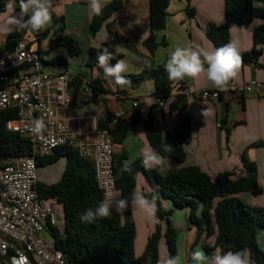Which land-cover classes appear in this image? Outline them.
<instances>
[{"label": "trees", "instance_id": "16d2710c", "mask_svg": "<svg viewBox=\"0 0 264 264\" xmlns=\"http://www.w3.org/2000/svg\"><path fill=\"white\" fill-rule=\"evenodd\" d=\"M10 2L17 12L20 11L19 0H0V14L7 10ZM254 2L255 0H226L227 23L220 26L209 22L203 29L207 38L214 44L215 49L231 43L230 23L243 26L251 24L255 18H264V8H257ZM170 3L171 0H150L151 34L143 45L151 55H154L160 46H167L166 39L160 43L157 42L155 33L165 28L167 9ZM121 6L122 0H114L104 7L102 14H95L89 27L91 35L95 36L103 24ZM187 12L191 18L195 17V9L188 6ZM50 13L53 17V24L49 29L41 30L38 33H30L23 29L16 30L7 36L6 48L14 47L28 33L41 42L50 32L54 34L63 32L65 28L64 18H58L51 11ZM108 28L112 31L110 26ZM112 34L113 38L105 42L100 49L91 48L88 51V67H98L96 57L102 48L106 47L113 53V59L109 61L111 63H116L121 57L116 51V46L119 45L120 48L131 51L136 50L135 45L123 34L113 31ZM253 41L254 48L251 52L239 51L243 60L242 64L253 63L260 66L259 59L263 54L262 48L264 46V25L256 29ZM57 42L66 47L72 56H79L82 52L78 42L72 38L64 36L59 38ZM39 52L41 54L40 50ZM201 58H203L202 55ZM166 62L161 64L149 62L147 69L141 74L125 76L130 81L129 84L118 86L131 91L139 87L145 80L152 79L155 87L153 97L171 100L170 111H177L182 114L187 108L186 89L191 78L186 77L176 82L169 80L164 68ZM51 63L67 65L62 57L54 58ZM204 67L207 68L206 63ZM104 83L105 78L102 72L101 77L94 79L90 84L93 102H98L103 93H109ZM82 85L83 76H75L73 78L75 91L78 92ZM174 89L177 92L173 95ZM242 97H240V101ZM220 98L222 99V93ZM16 114L15 109L0 112V163L32 154L30 141L18 133L8 131L6 128V122L14 119ZM131 116L133 126L141 122L137 110L133 111ZM110 119L111 114H108L105 119L99 122V128H106ZM144 128L154 151L179 163L185 161L186 154L183 145L191 134L189 115H183L181 126L177 129L175 139L169 150L162 147V133L154 129L151 117L149 121L145 122ZM129 129L130 125L123 119L113 132L114 141H122ZM256 146L264 147V142H260ZM61 158L66 159V166L60 181L53 185L38 183V190L41 198L54 200L63 206L65 228L63 232L59 229V225L51 228V235L55 242V248L63 252L70 264H160L159 243L162 236L160 225H157L155 233L149 238L144 253L139 257L135 253L137 229L131 200L132 194L137 192L140 173L147 176L154 188V192L143 194L149 200L155 199L157 204L156 217L159 220L167 219L165 238L170 255L175 256L177 253V237L169 220L172 211L164 210L162 199H170L176 206L190 209V220L198 224L199 227L197 241L204 230L202 223L207 224L208 235L212 231L211 225L215 223L218 228L216 246L221 254L228 251L244 250L249 254L252 264H264V251L257 243L258 231L264 229V207L248 205L236 197L240 193H250L253 196H259L263 193L258 180L257 164L246 157L243 158V175L239 179H234L230 172L220 173L212 179L197 166L177 168L161 175L155 170L144 168L142 159L129 164L131 170L125 172L122 169L126 158L115 159L118 199L127 200L129 202L128 207L122 214L113 210L109 217L98 218L91 223L82 222L80 216L89 208L95 209L104 200V195L97 186L94 164L92 161L81 157L77 150L63 147L51 157L38 158L37 165L43 167L55 164ZM198 209H202V219L197 216ZM207 251L209 252L210 249Z\"/></svg>", "mask_w": 264, "mask_h": 264}, {"label": "crops", "instance_id": "0c3cea01", "mask_svg": "<svg viewBox=\"0 0 264 264\" xmlns=\"http://www.w3.org/2000/svg\"><path fill=\"white\" fill-rule=\"evenodd\" d=\"M112 1L114 0H105V3L107 5ZM254 4L257 8H264V0H255ZM225 5L226 0H171L167 9L166 26L155 33L157 42L160 43L166 39L167 46H160L154 55H151L143 45L151 34L150 0H122L120 9L103 24L95 36L91 35L89 29L95 14L89 9L86 0H50L49 11L58 18H64V31L55 34L50 32L41 42L35 36L33 38L37 49L41 51L49 65L57 66L59 71H69L73 78L77 75L83 76L82 88L78 92L75 91V86L72 88L73 107L66 112V116H81L87 107H92L99 123L108 114H112L118 109L125 112L124 120L130 125V129L122 141H114L116 160L125 157V161L131 164L135 160L142 159V152L153 150L144 128L145 122L149 121L150 117L153 120L154 129L162 133V147L169 150L175 139L176 131L181 126L182 117L187 114L191 121V134L183 145L186 154L185 161L179 163L162 156L165 161L164 165L149 169L165 175L173 169L197 166L212 179L223 172H230L234 179H239L243 175V158L246 157L257 164L258 180L263 193L259 196L240 193L236 197L248 205L264 207V147L256 146L258 143L264 142V94H247L243 95L241 101L240 99L236 100L230 85V83L243 85L253 80L264 79V46L263 54L259 59L260 66L253 63L242 64L237 77L231 80L224 90H221L222 99H201L198 93L208 86L206 77L201 75L198 78H191L186 89L187 108L182 114L170 111L171 100L153 97L155 87L152 79L145 80L139 87L131 91L114 84L111 78L105 79L104 86L109 91L108 96L99 98L96 103L92 101V93L85 90L87 81L100 78L103 72L99 67L90 68L87 66L88 51L91 48L100 49L105 42L110 41L113 38L112 31L123 34L136 48L135 51L120 48L121 57L119 59H124L128 65V71L122 75H139L147 69L149 62L161 64L167 61L177 46L192 48L201 53L214 50V44L207 38L203 29L209 22L220 26L227 23ZM188 6L195 9L194 18L189 16ZM11 8L8 7L7 12L0 14L1 19L4 15V22L8 21L9 17L19 15V12L9 11ZM52 24L53 17L46 29H49ZM261 25H264V18L259 17L249 25L229 24L230 39L231 42L237 44L238 51L251 52L253 50L254 32ZM109 26L112 31L109 30ZM10 33L7 32L8 35ZM64 36L74 39L81 47L82 52L77 56L79 59L77 65H69V58L72 59L75 56H72L66 47L57 42ZM46 41L49 43L44 45L43 43ZM55 47L60 50L50 54L49 51ZM56 57L64 58L67 65L51 63ZM71 63L76 64L74 61ZM176 92L177 90L174 89L173 95ZM160 100L162 104H160ZM135 102L139 104L137 108L134 106ZM136 110L141 122L133 126L131 115ZM73 124L83 129L92 130L93 128L92 123L88 121H73ZM140 133L144 134L139 135ZM65 166L66 159L61 158L55 164L39 167V183L45 185L58 183L64 173ZM137 192L145 194L154 192L151 182L144 173H140L138 176ZM258 198H262L263 202L256 203ZM55 205L58 223L63 232L65 228L63 206L56 202ZM162 205L165 211L177 212V214L181 212L184 215L183 222L177 220L172 223L177 237L178 251L175 256L180 257L181 264H196L191 259V253L198 248L205 250L207 256L219 249L216 246L218 228L215 223L211 225L212 231L208 235L207 224L203 222L204 230L197 241L199 227L198 224L190 220V209L180 208L170 199H162ZM200 214L203 217L202 209H200ZM133 215L137 229L136 256L139 257L144 253L149 238L155 233L157 225H160L162 236L159 243V258L164 261L168 256V244L165 238L167 219L159 220L156 216L151 218L135 206H133ZM257 236L264 240V229H260ZM43 237L53 238L51 229L43 233ZM207 249L210 251L208 252ZM208 259L211 260V258ZM0 264H4V262L0 261Z\"/></svg>", "mask_w": 264, "mask_h": 264}, {"label": "built area", "instance_id": "2783aa9c", "mask_svg": "<svg viewBox=\"0 0 264 264\" xmlns=\"http://www.w3.org/2000/svg\"><path fill=\"white\" fill-rule=\"evenodd\" d=\"M31 37L27 34L7 49L0 35V112L16 110V117L6 122V128L27 138L32 146L30 156L0 163V261L70 264L63 252L55 248L54 239L43 237L59 223L55 202L39 195L37 159L51 157L63 147L77 150L81 157L93 162L104 199L110 194L117 200L113 132L125 112L118 109L112 113L103 129L99 128L92 107H87L81 116H66L73 107V76L49 65ZM92 82L87 81L86 91L91 92ZM230 85L236 100L247 94H264V79ZM221 93L208 84L198 95L204 100H217ZM107 96L103 93L100 98ZM134 106L137 108L138 102ZM35 119L44 121L39 135L31 130ZM73 121L91 122L93 128H79Z\"/></svg>", "mask_w": 264, "mask_h": 264}, {"label": "clouds", "instance_id": "9594fccd", "mask_svg": "<svg viewBox=\"0 0 264 264\" xmlns=\"http://www.w3.org/2000/svg\"><path fill=\"white\" fill-rule=\"evenodd\" d=\"M86 2L91 12L96 15L102 14L106 6L105 0H86ZM19 5V15L10 17L7 21L8 25H13L17 29L27 30L30 33H38L47 28L52 19L49 11L50 0H19ZM12 6L13 4L10 2L8 7L11 8ZM116 51L119 53V45L116 46ZM201 55L203 58H201ZM96 59L97 65L103 70L106 80L111 78L116 85L130 83L122 75L128 71V65L124 59H119L114 65H111L109 61L113 59V53L106 47L99 51ZM205 63L207 64V68L204 67ZM242 63V56L238 51L237 44L231 42L220 48L212 51H203L202 53L194 51L192 48L177 46L171 52L164 68L169 80L173 82L181 81L186 77L198 78L204 75L211 87L224 90L229 82L237 77ZM44 127L42 119H35L31 130L33 133L39 135L42 133ZM143 134L140 133L139 135ZM141 162L146 169L163 166L165 163L164 158L154 150L142 152ZM122 170L125 172L131 170L127 161L124 162ZM131 203L147 216L155 218L157 204L154 198L149 200L143 192H134ZM128 204L127 200H114L109 194L95 209H87L80 216V219L82 222L91 223L98 218L109 217L113 210L122 214L128 207ZM191 259L196 264H252L249 254L244 250L236 252L228 251L221 254L220 250L217 249L212 254L211 260H209L203 249H197L191 253ZM163 264H181L180 257L169 255L163 261Z\"/></svg>", "mask_w": 264, "mask_h": 264}, {"label": "rangeland", "instance_id": "374dc122", "mask_svg": "<svg viewBox=\"0 0 264 264\" xmlns=\"http://www.w3.org/2000/svg\"><path fill=\"white\" fill-rule=\"evenodd\" d=\"M12 13H17V11L15 10V8L12 6L11 10ZM7 12V11H6ZM10 18V17H9ZM4 15H3V18L1 19L0 18V35L2 36L3 40L5 41L6 37H7V32H13L15 30H17V28L13 25H8L7 24V21L4 22ZM32 38V37H31ZM32 40H34V38H32ZM49 41H46L45 43H43L44 45L45 44H48ZM35 44V43H34ZM60 50L58 47H55L53 50L49 51L50 54H54L56 51ZM72 61H74L76 64H73L71 63ZM69 65H77L79 63V59L77 58V56H75L74 58H69V61H68ZM41 168V167H40ZM39 169V167H38ZM260 202H263V199L262 198H258L256 200V203H260ZM248 204V203H247ZM250 205V204H249ZM197 216L199 219H201V214H200V209H198L197 211ZM169 220L172 223L174 222H177V220L183 222L184 221V215L180 212H173L170 216H169ZM59 225V224H58ZM173 225V224H172ZM59 229L61 230V227L59 226ZM257 243L259 245V247L264 251V240H262L259 236H257ZM198 249H201V248H198ZM169 249H167V253H168V256L170 255L169 252H168ZM177 251H178V248H177ZM205 252V250H203ZM167 256V257H168ZM208 258H212V255L209 254ZM160 264H163V259L160 258Z\"/></svg>", "mask_w": 264, "mask_h": 264}]
</instances>
